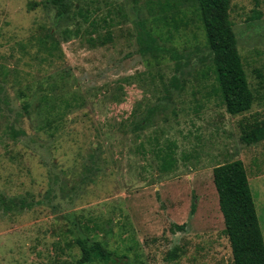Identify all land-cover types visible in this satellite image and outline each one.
Masks as SVG:
<instances>
[{
	"label": "rangeland",
	"instance_id": "obj_1",
	"mask_svg": "<svg viewBox=\"0 0 264 264\" xmlns=\"http://www.w3.org/2000/svg\"><path fill=\"white\" fill-rule=\"evenodd\" d=\"M49 1L0 0V264H73L81 234L143 264H234L213 168L244 161L264 234V140L242 139L264 121V0H230L255 94L237 115L192 8L174 23L166 0H71L59 21ZM78 7L109 26L92 33ZM51 29L53 55L41 44ZM107 30L106 44L87 41ZM149 33L157 53L144 50ZM74 94L58 131L38 127L41 96Z\"/></svg>",
	"mask_w": 264,
	"mask_h": 264
},
{
	"label": "trees",
	"instance_id": "obj_2",
	"mask_svg": "<svg viewBox=\"0 0 264 264\" xmlns=\"http://www.w3.org/2000/svg\"><path fill=\"white\" fill-rule=\"evenodd\" d=\"M49 2L56 8L59 21L69 16L71 0H50ZM187 6L192 8L204 29L206 42L212 55L213 70L216 74V91L220 93L227 111L237 115L250 110L255 102V94L250 87L242 55L238 49V40L229 12L230 0H166L161 3L163 10L174 8V12L170 15L174 23L178 21L177 15H182L181 20L189 17L185 10ZM76 14L84 22H89L92 33L97 31L101 22L109 26L107 18L98 20L91 18L92 11L89 8L78 7ZM158 17L169 23L167 14ZM65 31L66 33L72 32V30ZM53 37L51 29L44 37L50 38L51 44L48 39L41 38L43 48L50 55L54 54L51 50L58 47ZM112 38V32L107 30L105 34L98 33L96 36H89L87 41L93 46L104 45ZM148 38L144 50L154 49L152 52H159L161 46L157 43L155 36L149 33ZM174 83L179 85V81ZM75 95L71 98L41 96L37 110L40 115L44 111L47 115L45 118H39L38 127L51 134L58 131L59 123L64 119L66 112L76 105ZM29 106V102L24 104L25 109ZM13 131L15 137L21 134V131L15 129ZM242 139L249 144L264 140V121L246 124ZM167 154L169 157L164 158L166 165L163 167L169 169L172 167L170 159L173 160V157L170 152ZM213 180L224 217L225 232L231 243L234 264H264V234L244 161L236 159L216 165L213 168ZM192 209H195V204ZM172 228L184 231L186 223L173 224ZM76 244L79 248V257L73 264H143L136 259H131L126 252L119 253L111 249L105 241L93 235H78ZM178 251L177 248L172 249L167 259L170 261L177 259Z\"/></svg>",
	"mask_w": 264,
	"mask_h": 264
}]
</instances>
